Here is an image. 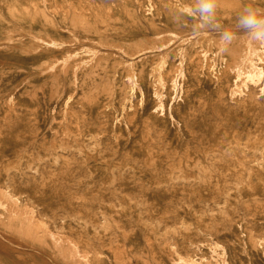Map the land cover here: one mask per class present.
<instances>
[{
  "label": "bare ground",
  "instance_id": "6f19581e",
  "mask_svg": "<svg viewBox=\"0 0 264 264\" xmlns=\"http://www.w3.org/2000/svg\"><path fill=\"white\" fill-rule=\"evenodd\" d=\"M242 2L264 5V0ZM216 3L226 4V0ZM194 6L195 0H0V45H15L27 36L37 41L28 43L21 54L8 48L0 52V62L21 70L19 75L1 80L0 91L25 92L17 100L19 109L0 104V227L10 228L32 246L52 253L57 247L55 235L36 221V212L53 215L61 207L92 218L88 206L78 203L113 198L122 202L215 200L230 190L233 193L225 197L227 202L236 197L264 196V95L260 94L263 87L243 88L246 79L238 81V74L229 67L216 73L218 88L209 96L199 83L203 79L213 81L212 61L191 54L181 82L182 92L172 113L160 105L142 112L143 100L138 93L128 99V82L124 83V77L119 76L124 66L100 61L88 72L78 65L62 71L57 67L69 55L47 57L43 52L45 46L69 41L70 31L81 38L88 35L119 41L132 49L133 44L125 39L137 37L140 17L151 21L157 15L176 28ZM230 11L228 7H217L215 17ZM237 11L236 7L233 13ZM260 61L264 67V58ZM173 77L174 74L167 77L165 91L169 96L175 92ZM250 79L255 84L259 82L254 77ZM139 80L149 88L145 101H154L152 80L147 81L145 76ZM54 89L72 93L75 109L84 111L88 118L80 112L64 114L62 109L53 116ZM193 95L197 99L211 97L213 103L217 97L219 108L215 114L219 124L204 127L197 135L187 130L181 135L173 128V114L184 120L194 102ZM224 95L236 99L226 101ZM128 102L133 105L125 106ZM124 107L127 109L122 111ZM53 117L58 122L51 130ZM117 118L123 119L125 127L120 121L115 123ZM103 123L107 127L101 129L99 125ZM153 126L161 127L163 133L154 134ZM42 127L48 130L44 132ZM107 137L128 144L111 145ZM195 140L200 143L192 146ZM29 202L34 205L31 209ZM222 208L230 212L233 206ZM185 212L186 220L196 222L182 229L179 242L185 244L183 249L187 253V239L193 238L198 228L215 227L212 222H205L207 215ZM103 228L106 231L107 227ZM71 229L85 243L81 235L91 227ZM235 232L232 243H222L238 258V251L245 248L242 236L247 231L236 223ZM257 247L263 252L264 242ZM107 260L92 257L93 264H106ZM117 264L124 262L119 258Z\"/></svg>",
  "mask_w": 264,
  "mask_h": 264
},
{
  "label": "rangeland",
  "instance_id": "374dc122",
  "mask_svg": "<svg viewBox=\"0 0 264 264\" xmlns=\"http://www.w3.org/2000/svg\"><path fill=\"white\" fill-rule=\"evenodd\" d=\"M246 5L259 9L260 14L264 15V5H251L248 2H242V0H226V4H217V7L231 8L229 14L215 17L219 28H201L199 17L193 16L191 13L183 16L182 23L180 22L179 26L175 25L176 28L154 15L151 17V21L148 18L140 17L137 37L130 36L125 39L133 44L132 49L125 48V45L116 40V42L110 39L100 40L88 35L81 38V36H74L76 35L74 31V34L70 31L69 41L65 44L45 46L43 52L47 57L53 54L57 56L63 54L64 57L69 55L57 67L62 71L78 65L88 72L96 68L100 61H112L119 66H124V69L119 72V76L124 77L122 79L124 83L128 82L130 90L128 99H132L138 93V97L141 98V101L143 100L140 111L147 112L160 105L172 113L174 103L180 98L182 92L181 82L191 54L205 56L212 61L213 81L203 79L199 83L209 96L214 94L218 88L216 73L221 69H229V67L238 74V81L241 78L246 79L247 83L243 88H249L252 85H257V89L264 88V67L260 63V59L264 58V42L252 40L242 30L236 28L238 14ZM236 7L238 11L233 13ZM224 30L234 32L236 35L227 50L221 52L220 33ZM16 31L19 30L16 29ZM30 42L33 44L37 41L35 42V37L27 36L21 41H17L15 45H0V52L8 48L18 50L21 54ZM228 56L231 57L228 58ZM0 60H2L1 57ZM12 66V64L0 62V81L5 82L7 77L11 78L13 75L21 73V70L14 69ZM172 66H174V73L171 72ZM154 70H157L156 74L151 75ZM173 74L172 82L175 92L169 96L165 91L167 77L171 78ZM142 76H145L147 81L152 80L153 82L151 88L156 105H153L154 101H145L144 99V94L149 88L139 80ZM250 77H254L259 82L253 83ZM114 79L117 80V78ZM54 91V99L51 103L53 116L62 109L64 114L80 112V115L88 118L84 111L75 109L72 93L56 89ZM23 93L25 92L17 89L5 93L0 91V104L19 109L17 100ZM260 94L264 95V91L261 92V89ZM192 97L194 102L189 106L188 114L184 120L173 114L175 121L173 128H176L181 135H184L185 130L197 135L203 131L204 127L214 128L219 124V119L215 114V110L219 108L217 97L214 103L211 101V97H201L200 99L194 95ZM223 98L226 101L236 99V97L228 98L225 95ZM207 103H211L212 107ZM131 105L133 104L128 102L125 106ZM126 109L124 107L122 111ZM121 120L117 118L115 123L120 121L125 127L126 123L122 118ZM57 122L58 119L51 118L49 129L52 130L51 127ZM99 126L104 129L107 124L103 123ZM140 128L139 124L138 129ZM41 129L44 132L48 130L44 127ZM151 130L154 134L163 133L161 127L153 126ZM108 137L111 145L123 147L128 144L124 140L122 143H118L115 139ZM192 142V146L200 143L197 140ZM231 192L233 193L230 190L215 200L180 199L176 201L122 202L113 198L106 202L96 200L78 203L80 206H88L92 218L83 214L77 215L61 207L57 208L53 215H43L42 213L39 215L35 211L39 219L36 221L55 235L57 247L50 253L44 248L32 246L10 228L0 227V241H2L0 264H93L92 257L95 255L98 258L108 259L106 264H117L119 258L124 264H162L163 261L164 264H170V262H175V264H241L240 262L264 264V251L262 252L257 247L264 242V196H249L242 197V199L236 197L235 201L227 202L225 197L232 195ZM27 203L28 201L25 202V204ZM127 204L132 207L124 208ZM29 205L30 209L34 206L30 202ZM225 205H231L233 209L230 212L224 210L222 207ZM185 211H198L199 216L207 215L205 222H212L215 227L214 229H210V227L198 228L195 236L187 239L186 245L190 248L187 253L183 249L185 244L179 242L182 229L189 228V224L196 222L193 219L186 220L183 217L187 214ZM236 223H241L247 231L242 236L245 248L238 251V258H235L232 251H228L227 246L225 247L222 243L225 240L229 243L234 241ZM88 226L91 227L89 232L82 230L84 233L81 236L85 240V243H82L71 227L83 229ZM103 227H107L106 231H102ZM10 237L12 239H8ZM9 240H13V242L9 243ZM251 241L256 242V245ZM246 246L249 248L247 249ZM140 248V255H138L136 252Z\"/></svg>",
  "mask_w": 264,
  "mask_h": 264
},
{
  "label": "clouds",
  "instance_id": "9594fccd",
  "mask_svg": "<svg viewBox=\"0 0 264 264\" xmlns=\"http://www.w3.org/2000/svg\"><path fill=\"white\" fill-rule=\"evenodd\" d=\"M217 9L216 0H195L194 8L190 9L193 16H198L201 28L214 27L219 28L215 22V13ZM179 17L176 20L179 21ZM236 28L242 30L252 40L264 42V15L260 14V10L250 5L242 8L236 20ZM235 33L224 30L220 33V41L222 47L221 52L227 50V47L235 39Z\"/></svg>",
  "mask_w": 264,
  "mask_h": 264
}]
</instances>
